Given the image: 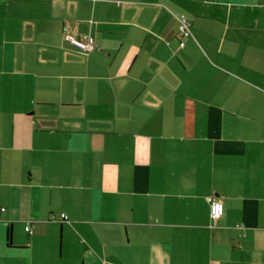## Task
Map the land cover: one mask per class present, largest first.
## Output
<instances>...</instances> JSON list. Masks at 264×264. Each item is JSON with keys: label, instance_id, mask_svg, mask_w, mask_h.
I'll list each match as a JSON object with an SVG mask.
<instances>
[{"label": "crops", "instance_id": "obj_1", "mask_svg": "<svg viewBox=\"0 0 264 264\" xmlns=\"http://www.w3.org/2000/svg\"><path fill=\"white\" fill-rule=\"evenodd\" d=\"M0 264H264V0H0Z\"/></svg>", "mask_w": 264, "mask_h": 264}, {"label": "built area", "instance_id": "obj_2", "mask_svg": "<svg viewBox=\"0 0 264 264\" xmlns=\"http://www.w3.org/2000/svg\"><path fill=\"white\" fill-rule=\"evenodd\" d=\"M180 21V34L185 37V38H189L191 37V31H190V25L188 23V21L186 20L185 17H180L179 18ZM70 45L72 47V49L77 50L80 53H90L93 51V49H95V44L94 41L92 39V37H83L80 39L75 38H70L69 39ZM181 47L184 46V43L181 42ZM206 201L209 203V205L211 206V217L213 219H218L219 217H221L223 214V205L220 201H217V198L215 197H209L206 199ZM64 217V215H63ZM26 231L28 233L31 232V227L27 226Z\"/></svg>", "mask_w": 264, "mask_h": 264}]
</instances>
